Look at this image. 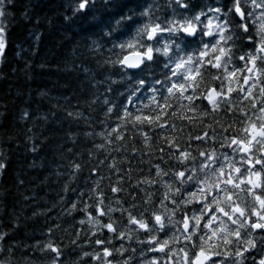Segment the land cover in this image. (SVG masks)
Masks as SVG:
<instances>
[{
  "label": "clouds",
  "instance_id": "1",
  "mask_svg": "<svg viewBox=\"0 0 264 264\" xmlns=\"http://www.w3.org/2000/svg\"><path fill=\"white\" fill-rule=\"evenodd\" d=\"M78 2L65 0L62 15L66 24L84 15L90 19L94 14L98 17L100 11L109 13L110 20L88 34L74 36L69 32L65 36L67 46L56 69L65 79L40 87L35 91V99L43 102L49 93L57 95L58 89L68 88L79 100L83 98L81 92L94 94L100 84L108 88L121 85L124 87L121 95L131 93L136 99H144L137 93L147 88L145 104L150 107L144 110L150 114L157 108L151 103L152 97L175 105L176 114L168 117L169 128L152 126L148 134L149 147H145L141 135L135 145L127 139L121 142L113 138L112 151L118 152L123 148L124 152H118V155L135 161V164L133 172L129 173L123 171L122 166L126 167L123 159L116 161V169H120L125 177L119 183L118 196L109 191L110 184L100 189L108 201L105 207L114 210L106 219L116 226L117 232L106 235L96 227L94 232L100 233L97 237L91 235L93 229L84 225L79 224L84 231H76L72 207L66 209L67 215L55 213L54 226L40 223L36 209L27 216L23 212L19 215L6 212L8 188L3 179L11 159L9 144L15 136L0 128V218L10 217L11 225L6 226L5 220L0 219V264H105L102 252L95 246L96 238H103L105 247L113 249L115 264H151L153 259L159 264H186L185 253L187 264H193L201 249L211 255L206 264H257V257L264 258V231L253 229L248 220L257 222L254 210L264 216V209L255 199L256 196L264 199V181L260 187L250 189L247 178L249 173L257 172L264 177V136H257L252 141L245 129L252 123L257 127L264 124V112L260 111L264 107V96L260 92L264 86V52L259 51L264 45V0H239L246 12L244 17L234 14L236 0H90L87 10H78ZM216 8L221 12H215ZM157 23L160 30L149 40L147 30L140 29L145 24L154 26ZM181 25L192 30L185 32ZM4 27L7 37L10 29L6 25ZM93 41L97 43L93 44ZM129 41L135 43V48L126 46ZM148 47L153 49V59L145 58L139 68L129 69L117 63L125 55L134 61L136 57L132 53ZM216 57L220 60L217 61ZM252 57L256 59L261 76L259 80L253 76L246 89L255 83V101L245 99L247 91L237 88L238 85L244 88L243 76L248 75L247 67ZM217 63L219 67L215 66ZM177 65L182 66L177 68ZM233 72L236 73L235 79L229 75ZM191 76L196 78L193 80ZM141 79L145 81L143 86L139 85ZM74 81L80 92L72 87ZM93 81H96L95 88ZM172 83L183 84L186 88L184 94L173 90L169 95L167 89ZM229 86L237 89L230 99L217 97L215 108L208 103V89L216 88L226 93ZM41 92H44L43 98L40 97ZM117 92L119 88H114L113 97L102 103L119 111L120 104L115 99ZM189 96L191 101L187 99ZM6 109L7 105L0 101V126L7 116ZM107 109L103 110L105 120L110 114H106ZM36 116L26 105L16 113V123L24 130L27 144L37 122ZM157 128L160 131H156ZM205 133H208L207 138L194 143L196 136L203 137ZM160 137L175 141L172 148L165 149L163 156L158 155V149L166 145V140ZM233 137L246 144L251 141L250 151L242 153L240 144H232ZM126 145L134 146L136 154L132 155V147ZM176 146L188 153L187 158L175 151ZM108 150L105 147V151ZM201 152L206 155L202 156ZM249 159L252 160V168L248 166ZM257 160L262 163L257 165ZM237 168L239 173L235 171ZM29 169L33 170L34 164L29 163ZM105 170L112 169L106 165ZM180 171L185 173L184 177L178 175ZM229 179L235 184L227 183ZM241 180L245 181L244 184L237 187ZM24 183L23 178L17 177L18 185ZM58 188L60 192L65 191L62 185ZM230 194L232 199H229ZM95 195L90 191L93 201ZM23 200L35 201L27 195H23ZM60 200H63L62 196L49 207H62ZM234 204H239L244 210L243 217L232 211ZM220 207L225 209L228 217L218 211ZM133 216L146 227L132 224L130 217ZM229 217H235L236 224ZM24 220L39 221V230L33 232L28 229L20 234ZM258 222L264 224V220ZM120 232L125 233L123 240L119 238ZM49 244L60 250L58 255L52 253ZM159 244H166V248L156 253L153 249ZM241 249L249 251L243 256L237 255ZM97 254L100 259H92ZM117 256L120 258L116 259Z\"/></svg>",
  "mask_w": 264,
  "mask_h": 264
},
{
  "label": "trees",
  "instance_id": "2",
  "mask_svg": "<svg viewBox=\"0 0 264 264\" xmlns=\"http://www.w3.org/2000/svg\"><path fill=\"white\" fill-rule=\"evenodd\" d=\"M64 6L65 0H0V12H3V15H0V78L3 77L0 79V101L7 105V116L0 128L7 134L15 136L9 144L11 159L4 172L3 184L8 188L5 200L6 212L10 211L17 215L23 212L24 216H27L36 209L37 215L41 218L40 223L54 226L55 213L63 212L67 215L66 209H70L72 204L76 203L78 208L72 212V216L75 217L77 224L76 231L82 232L84 227L78 222L86 217L80 209L84 204L92 203L89 190L95 189L97 181L100 182L101 189L105 184L119 186L117 181L123 182L125 179L120 169L111 167L113 161L123 159L126 165V167L122 166L123 171L131 173L134 170L135 161H129L118 155V152H124L123 148L118 152L112 151L113 138H116L112 129L119 128L121 134L131 141L132 145L138 142L140 136L139 127L134 129L131 123L119 119L115 113H110L105 120L103 110L110 105L102 102L113 97L114 88H119L115 99L119 104L123 103L125 108L136 112L147 103L148 89L142 88L137 93V96L145 97L144 99L131 97L132 103H128L127 95H121L124 93L123 86L115 85L114 88H108L104 84H100L99 90L94 94L85 95L81 92L83 98L79 100L76 95L70 93V89L60 88L57 90V95L49 93L48 99L38 102L35 99L36 90L54 80L65 79L56 71L63 50L67 46L65 36L69 32L74 36L88 34L100 24L110 20L109 13L100 11L98 17L94 14L90 19L88 15H84L79 20L66 24L62 15ZM5 25L10 29L7 37H5ZM95 86L96 81H93V88ZM72 87L80 92L75 81ZM40 97H44V92L40 93ZM88 104H91V107ZM22 105H26L37 114L35 117L37 122L30 133L28 144L25 143L24 130L19 128L15 120L16 113ZM175 107L171 105L164 109L166 113L162 117L165 123L164 129L171 126L168 117L175 111ZM70 112L73 114L69 115ZM145 113L150 114L146 110ZM151 128L152 126L144 125L143 131L149 134ZM156 131H160V128ZM101 133L103 135H100ZM132 145L126 147H132V155H135L136 148ZM105 147L109 150L105 151ZM160 148L165 151L168 146L163 145ZM164 151L158 149V155L163 156ZM144 155L147 156L148 153ZM29 163L34 164L33 170L29 169ZM77 165L80 166L79 170ZM106 165L112 170L106 171ZM143 167L141 165V168ZM17 177L24 179V185L17 184ZM58 185H62L65 191L60 192ZM23 195L35 201H25ZM112 195L118 196L119 193ZM60 196L63 197V200L59 201L62 207H49V204H54ZM107 203L108 201L105 200V204ZM115 215L118 216L119 213ZM0 219L5 220L6 226H11L10 217ZM21 219L23 220L24 217ZM28 229L33 232L38 231L39 221L32 223L24 220L20 234ZM91 229L95 231L96 227ZM103 233L110 235L106 230ZM48 234H51L50 231ZM115 243L119 244V241ZM95 246L103 251L101 246ZM109 248L112 251V257L109 259L111 264H115L113 249Z\"/></svg>",
  "mask_w": 264,
  "mask_h": 264
},
{
  "label": "snow or ice",
  "instance_id": "3",
  "mask_svg": "<svg viewBox=\"0 0 264 264\" xmlns=\"http://www.w3.org/2000/svg\"><path fill=\"white\" fill-rule=\"evenodd\" d=\"M89 2H90V0H79L78 10H87ZM177 2H179V0H177ZM185 7H186V5H185ZM214 11L219 13V12H221V9L216 8V9H214ZM234 14H237L240 17H244L246 15V12L244 11V8L240 5L239 0H236ZM0 15H3V12H0ZM160 27L161 26L159 23H157L154 26L150 25V24H145L141 27L140 30L141 31L147 30L146 31L147 38L149 40H151V39H153V37L155 36L157 31L160 30ZM181 28L185 32H189L192 30L191 27H183V25H181ZM96 43H97L96 41H93V44H96ZM126 46L129 49H133V48H135V43L132 41H129ZM120 47L123 48L124 45H121ZM259 51L264 52V45L260 46ZM132 55L136 57V59L134 61H130V57L128 55H125L122 59L118 60L117 63H119L122 66L129 68V69L139 68L143 64L145 58H147L148 60L153 59V49L151 47H148L144 51H135L132 53ZM202 55H206V54H202ZM241 59H243V57H241ZM216 60L219 61L220 57H216ZM249 64H250V66L247 67L248 75L243 76V83L245 85H247L250 81L253 80V76H255L256 80H259L260 76H261L260 70L256 67L255 57H252L249 60ZM181 66L182 65H177V68H179ZM215 66L219 67V63H217ZM173 71H175V69ZM196 75H198V73ZM229 75H230L231 79H235L236 73L233 72V73H230ZM190 78L194 80L196 77L191 76ZM157 83H159V81H157ZM144 84H145V81L143 79H141L139 81V85L143 86ZM193 87H194V85H193ZM237 88L240 91H247V96L245 97V99L251 98L253 101H255V97L253 95V90L256 88L255 83H253L252 87L248 88V89L241 88L239 85L237 86ZM151 90L153 92L155 91V89H151ZM173 90H176L183 95L184 92L186 91V88L183 84L178 85L176 83H172L171 86L167 89L168 94L171 95L173 93ZM236 91H237V89H234L231 86L228 87L226 93L218 91L216 88H211V89L207 90L206 99H207L208 103L212 104L213 107L215 108V99L217 97L223 96L225 99H230L231 96ZM260 92H261V95L264 96V86H262L260 88ZM131 97L132 96L130 93L127 97L128 103H132ZM187 99L189 101H191L192 97L189 96V97H187ZM151 103L155 104L157 106L156 111L154 112L155 113L154 115L145 113L144 109L149 108L150 107L149 104H145L143 109H138L136 112H133V111H130L129 109L125 108L123 103H121L119 105V111H117L115 108H108L106 114L115 113L119 119L124 120L126 123H131L132 127L134 129L137 127L142 129V131L140 132V135L143 137L145 145L147 147H149L150 146V144H149L150 137L148 136V133L146 131H143V126L148 125L151 127L155 124V125H158L160 128H165V123L162 120V117L164 115H166V113L164 112V109L171 107V105L168 102L161 103L155 97L151 98ZM190 111H194V109H190ZM260 111L264 112V107H261ZM175 114H176L175 112L172 113V115H175ZM184 118L188 119L189 117H184ZM122 126H126V125H122ZM245 131L248 132V134L251 137V140L254 141L257 136H264V124H262L260 127H257V125L255 123H252L249 128L245 129ZM112 132H114L116 134L117 140L124 141L126 139V137L123 136L121 134V132L119 131V128H113ZM100 135H103V134L101 133ZM207 135H208V133H205L203 137L198 135L195 137V139L197 141H201L202 139L207 138ZM163 139L166 140V145L168 146V148H172L173 144L175 143L174 139L167 138V137H163ZM250 143H251V141L249 142V144H246L244 141H238L235 137L232 138V144L233 145L240 144L242 153L250 151ZM98 147H103V145H98ZM159 151L163 152L164 149L159 148ZM175 151H177L179 153V155L183 158H187V156H188V153L181 150L179 148V146H176ZM201 155L204 156V155H206V153L201 152ZM261 163H262V161H260V160L256 161L257 165H259ZM248 166H249V168L253 167V163H252L251 159L248 160ZM76 167L79 170L80 166L77 165ZM111 167H113V168L116 167L115 161H113ZM156 167H157V175H159V166L157 165ZM235 171L239 173L240 169L237 168ZM178 175L180 177H184L185 173L183 171H180L178 173ZM221 175H223V172H221ZM262 181H264V177H262L261 174L258 172L257 173H249V176L247 178V184L250 186V189H255L257 187H260ZM244 182H245L244 180H241L240 185H237V187H240L241 185H243ZM119 183L120 182L117 181V185H119ZM227 183L235 184V182L231 179H229L227 181ZM109 190L114 194L120 192L119 186H111L110 185ZM89 191L95 192V194H96L95 195V201H93L92 197H90V200H92V203L84 204V207L80 209V211L85 214L86 218L80 219L78 223L80 225H84V226L89 227V228L99 227L102 232L104 230H106L107 233H116L117 232L116 226L110 220L105 219V217H107L109 215V212L114 211V210H111V209L105 207V193L100 190V182L97 181L95 189L94 190L90 189ZM229 199H232L231 194L229 195ZM255 199L259 203L260 208L264 209V199H262L260 196H256ZM77 208H78V204L73 203L72 209L75 211V210H77ZM209 210L212 211L211 208ZM218 211L220 213H222L225 217H228V213L225 211V209L223 207H220L218 209ZM232 211L234 213H238L241 217H243V215H244V210L239 206V204H234L232 207ZM253 215L257 218V222L253 223L252 220L249 219L248 223L251 225V227L253 229L264 231V224H261L258 222L260 220H264V216H262L260 214V211H258V210H254ZM156 219L159 220L160 218L156 217ZM213 219H215V218L213 217ZM229 219H231L233 224H236L235 217H229ZM130 220H131V223L134 225H137L141 228L146 227L145 225L141 224L140 221L134 216L130 217ZM86 221H87V224H86ZM185 227H187V224L185 225ZM209 227H211V225H209ZM91 235L94 237L98 236V234L94 231L91 233ZM236 235L239 236V233H236ZM124 236H125V233H123V232L119 233V238L121 240L124 239ZM105 243L106 242L103 238H96L95 239V244L98 246H101L103 249L102 255L105 258V264H111V260L109 258L112 257V251L110 250L109 247H105ZM49 247H50L52 253L57 254V255L59 254L60 250L57 247L52 246L51 244H49ZM165 248H166V244H159L153 249V251L156 253H159V252L165 251ZM248 251H249L248 249H241L237 253V255L243 256ZM201 257H203V260H201ZM92 259L99 260L100 255L99 254L94 255L92 257ZM209 259H211V255L208 253H205L204 250L201 249V251L196 254V260L193 261V264H206L207 260H209ZM185 261L187 264V253H185ZM151 264H159V262L157 260L153 259L151 261ZM257 264H264V258H260L257 261Z\"/></svg>",
  "mask_w": 264,
  "mask_h": 264
},
{
  "label": "flooded vegetation",
  "instance_id": "4",
  "mask_svg": "<svg viewBox=\"0 0 264 264\" xmlns=\"http://www.w3.org/2000/svg\"><path fill=\"white\" fill-rule=\"evenodd\" d=\"M250 83V82H249ZM234 95V94H233ZM245 103H246V101H245ZM257 107H260V105H257ZM260 259V257H257V261Z\"/></svg>",
  "mask_w": 264,
  "mask_h": 264
}]
</instances>
